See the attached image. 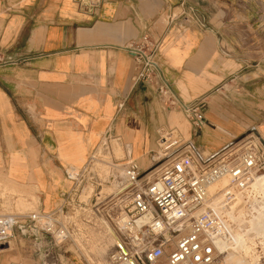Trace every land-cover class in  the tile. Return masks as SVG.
<instances>
[{"label":"crops","instance_id":"1","mask_svg":"<svg viewBox=\"0 0 264 264\" xmlns=\"http://www.w3.org/2000/svg\"><path fill=\"white\" fill-rule=\"evenodd\" d=\"M263 27L264 0H100L93 9L0 0V175L34 197L31 211H49L72 185L64 169L83 167L105 136L141 168L163 129L217 152L262 117ZM142 35L161 41L158 62L175 95L205 103L200 126L132 85L129 47ZM235 86L238 98H211ZM37 250L26 245L18 261L0 254V264H82L45 261Z\"/></svg>","mask_w":264,"mask_h":264},{"label":"built area","instance_id":"2","mask_svg":"<svg viewBox=\"0 0 264 264\" xmlns=\"http://www.w3.org/2000/svg\"><path fill=\"white\" fill-rule=\"evenodd\" d=\"M75 1L84 9H93L100 2ZM160 47L161 41L147 35L130 45L134 57L131 83L147 85L163 106L181 109L190 124L198 127L203 121V103L183 102L175 95L158 62ZM122 105L120 102L118 107ZM252 134L255 135L253 132L246 135L235 151L234 145L229 144L217 155L215 152L204 156L190 141L166 131L164 135L168 140L163 135L158 139L162 155L153 158L160 163L158 173L152 179H143V169L137 161L125 158L119 165L122 174V183L117 185L119 191L109 197V204L104 207L99 197L90 204L93 197L81 193L87 181L95 183L91 170L93 151L83 167L64 169L72 185L53 209L0 214V245H7L16 230L33 235L35 240L38 235H47L55 247L80 254L91 246V231L100 229L103 210L112 230L121 239V244L108 254L110 263L212 264L219 253L218 242L229 250L235 246L237 224L232 223L230 215L237 199L233 192L225 189L215 195L219 198L215 207L207 187L228 177V188L240 191L244 194L242 199H246L245 192L253 177L264 169V146L257 136L255 140L248 138ZM259 137L264 141V134ZM110 139L104 137V149L109 148ZM107 206H110V214ZM242 211L245 217L242 215L240 224L250 215L243 206ZM38 246L40 249V243Z\"/></svg>","mask_w":264,"mask_h":264},{"label":"rangeland","instance_id":"3","mask_svg":"<svg viewBox=\"0 0 264 264\" xmlns=\"http://www.w3.org/2000/svg\"><path fill=\"white\" fill-rule=\"evenodd\" d=\"M262 56L264 58V27H263V39H262ZM264 61V59H263ZM264 66V63H263ZM220 88V87H218ZM216 89L215 93L212 94L211 98L214 99L213 101H221V99L228 98H238V88L235 86L229 91L223 89ZM262 94L264 96V90H262ZM157 96V95H156ZM241 96V95H240ZM159 101V99H158ZM160 106L165 110H173V111H179L182 119L187 124L189 123L188 118L185 116L183 111L179 108L174 109H168L159 101ZM203 104H205L203 102ZM254 108V107H253ZM238 109V106H235V110ZM248 109V107H247ZM258 109L257 107L255 110ZM202 111V110H201ZM259 111L261 112L259 115L262 116L259 118V121L257 120L254 124V128H256L257 125H263L264 124V104H262V107L259 108ZM252 116V115H248ZM263 127V126H262ZM252 132V131H251ZM249 132L248 134H250ZM166 133V130H161V135H164ZM244 133V132H243ZM242 133V134H243ZM241 134V135H242ZM247 134V135H248ZM238 136L237 138L230 141L231 146H233L234 150H237L242 145V140L246 135ZM248 138L255 140V135L252 134V136H248ZM246 139V138H245ZM106 142V141H104ZM119 144V145H118ZM105 146V145H104ZM230 146V147H231ZM110 151L108 152V150ZM104 149L102 144L99 145V147L92 153L94 159L91 162L92 168L91 170L95 174L92 178L95 183H90V181H87L86 184L83 187V190L81 191L82 195H90L93 197V201L90 204H94L95 198L99 197L98 199L102 202L100 205L103 207L108 205L109 197L111 198L114 196V194H117L119 191V187L122 180V174L119 165L124 163L125 157L127 156L126 149L123 148L120 139H110L109 141V148ZM161 148L156 150V153L153 154L154 159L160 157L162 155V152L160 151ZM206 156V154H203ZM133 157L132 155H130ZM115 164V166H114ZM118 165V166H117ZM160 163L158 162H150L149 160H146L142 164L143 169V175L141 176L143 179L154 177L159 170ZM158 168V169H157ZM264 169H261L259 173H257L253 179L259 178L261 175H263ZM252 179V181H253ZM122 183V182H121ZM252 183V182H251ZM226 186L222 187H216L215 190L211 193L214 197H216V194H219V192L224 191L225 189H228V191L233 192L235 195V201L236 207L240 206V209H242L245 212L250 211V214L254 211L253 208L259 209V214H257L256 219L257 222L260 218L264 217V189L256 188L254 186L253 189L260 193V194H252L251 197H246V199H240L238 200V193L237 191H233L231 188H228V183H225ZM118 185V186H117ZM118 188H117V187ZM219 188V190H217ZM23 191L22 188L17 185L16 183L7 180L4 178L3 175H0V214L1 213H13V212H27L35 209V205L28 203L29 201L35 202L34 197H27L28 195ZM20 193L22 196L20 197ZM211 196V198H213ZM218 197L215 198V202H218ZM246 200V201H245ZM218 206V205H217ZM107 213L110 214V206L106 207ZM256 214V213H255ZM261 214V216H260ZM252 220H256L254 216L251 218ZM264 221V218L261 222ZM252 224V221H250ZM109 227L110 223L108 219L106 218L105 214H102L100 216V229L91 231L90 233V242L91 246L88 249H84L80 251V254L76 252V254L72 253V249H69V251H65V248H59L55 247L52 239L48 237L47 235H38L39 238L37 240L34 239L33 235L29 234H22L18 231H14L12 237L9 239L8 244L0 245V254H2L1 259L3 261H14V259L18 261L19 258L25 257V255L22 253L21 248H24L26 245H29L31 248L34 247L35 250H37L36 245H32V243L38 242L40 243V254L45 261L53 260L54 258L57 259L59 256L64 257H71L79 260L82 264H114L110 263L108 260V254L111 250H113L114 246L118 245L116 243L115 239L113 238V235H109ZM112 229V228H111ZM255 231L251 232V234L246 235L251 236L250 241L247 242V244H250L252 249H241V247H232L230 250L227 249L226 251H223L220 253H217L216 259L212 264H264V243L262 245V235L261 232L259 233L256 228H254ZM261 228H259L260 230ZM111 234V233H110ZM14 236V237H13ZM119 244H121L119 242ZM32 245V246H31ZM225 247V246H224ZM57 254V255H56ZM80 255V256H79ZM57 256V257H56ZM15 264V263H13ZM118 264V263H115ZM120 264V263H119Z\"/></svg>","mask_w":264,"mask_h":264},{"label":"bare ground","instance_id":"4","mask_svg":"<svg viewBox=\"0 0 264 264\" xmlns=\"http://www.w3.org/2000/svg\"><path fill=\"white\" fill-rule=\"evenodd\" d=\"M259 126H260L258 128L259 131L256 128L258 135L264 134V125H259ZM256 136L257 135H255V137ZM225 183L229 184V178L228 177H222V178L216 180L215 182L211 183L207 187L208 196L211 198V196H213V195H211V193L215 190V188L218 187L219 185H220L219 187L226 186ZM252 186H254L256 188H260L262 190L264 189V173L259 178L253 179L248 190H246V192H245L246 197H251L252 194H260V193L256 192ZM217 190H219V188ZM237 193L239 196L238 200L242 199L244 194H242L240 191H237ZM215 198L216 197H214V196H213V198H211V203L213 204V206L217 207L218 202L217 203L215 202ZM236 204L237 203H235L234 206H232V208L233 207L234 208H233L232 215H230V217L232 219V223L234 222L235 224H237V229L234 231L235 238H236L234 247H236V248L241 247V249H243V250L246 248L252 249L251 245L247 244V242L250 241L251 236L247 237L246 235L251 234V232L254 231V228H256V230L259 233L261 232L260 235H262V240H263L262 245H263V243H264V221L263 222H261V221L264 217L260 218L259 221L257 222V219H256L257 216L256 215L259 214V212H260L259 209L253 208L254 211L248 216V218L244 221L243 224H240V222L242 221L241 217H242V215L244 216V213H243L242 209H240V206L236 207ZM253 216L256 220L251 219ZM260 216H261V214H260ZM250 221H252V224ZM259 228H261V229L259 230ZM109 234L111 235V237L113 235V238L115 239L116 243H118V244H119V242L121 243V239L115 234V232L110 227H109ZM217 249H218V251L220 250V253L227 250L226 245L224 243H220V242L217 243ZM134 264H136V263L134 262Z\"/></svg>","mask_w":264,"mask_h":264},{"label":"water","instance_id":"5","mask_svg":"<svg viewBox=\"0 0 264 264\" xmlns=\"http://www.w3.org/2000/svg\"><path fill=\"white\" fill-rule=\"evenodd\" d=\"M251 131H252L253 133H255V135H257V137L260 139L261 143H262L263 146H264V141L259 137V135H258V133H257V131H256V128L252 127V128H250V129H247L242 135H243V136H244V135H247V134H248L249 132H251ZM242 135H241V136H242ZM229 144H230V143H228L227 145H225L224 147H222L220 150L226 148ZM220 150H218V151L215 153V155L219 154ZM131 264H134V262L131 261Z\"/></svg>","mask_w":264,"mask_h":264}]
</instances>
